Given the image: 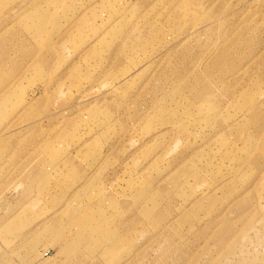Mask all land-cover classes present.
<instances>
[{"label":"rangeland","instance_id":"1","mask_svg":"<svg viewBox=\"0 0 264 264\" xmlns=\"http://www.w3.org/2000/svg\"><path fill=\"white\" fill-rule=\"evenodd\" d=\"M0 264H264V0H0Z\"/></svg>","mask_w":264,"mask_h":264}]
</instances>
